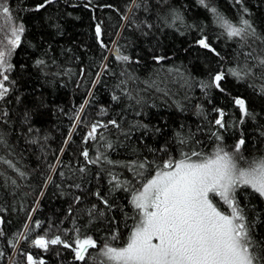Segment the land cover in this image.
Segmentation results:
<instances>
[{
  "label": "trees",
  "instance_id": "trees-1",
  "mask_svg": "<svg viewBox=\"0 0 264 264\" xmlns=\"http://www.w3.org/2000/svg\"><path fill=\"white\" fill-rule=\"evenodd\" d=\"M4 4L24 31L0 99V264H106L102 249L126 245L140 218L133 196L166 161L220 147L242 165L264 157V0ZM212 8L251 27L229 37ZM235 196L264 258V200L249 187ZM41 237L62 243L35 246ZM78 237L96 241L84 260L64 247Z\"/></svg>",
  "mask_w": 264,
  "mask_h": 264
},
{
  "label": "snow or ice",
  "instance_id": "snow-or-ice-1",
  "mask_svg": "<svg viewBox=\"0 0 264 264\" xmlns=\"http://www.w3.org/2000/svg\"><path fill=\"white\" fill-rule=\"evenodd\" d=\"M50 3L51 0H45ZM204 4L205 0H199ZM44 5H40L43 7ZM217 21L225 28L229 37H244L251 27L243 20L245 27H234L227 19L216 13ZM0 17H10V9L0 3ZM179 19V17H176ZM22 25L12 31L13 39L8 43L11 47L5 51L0 49V99L8 93L4 82L9 77L5 73L11 69L8 57L20 42L23 33ZM101 29L96 28L99 37ZM254 35V30L253 33ZM200 46L208 48L204 39L198 41ZM250 55V54H249ZM128 60V57H122ZM264 66V58L259 60ZM238 79L250 73V69H230ZM223 73L217 74L213 82L219 87ZM244 116L249 115L242 99H236ZM215 121L223 127L222 117ZM113 124L115 121L112 122ZM93 125L89 137L96 132ZM219 138V137H218ZM87 139V137H86ZM244 140L235 146L239 152ZM83 155L87 158L88 152ZM192 157H198L193 160ZM242 159V158H241ZM247 167L238 166L232 153L222 147L217 148L211 156L192 152L184 155L179 161H166L162 171L143 185V189L133 196L132 203L140 210L141 219L131 232L124 247L116 248L105 244L102 255L106 264H262V259L253 251V241L249 234V226L243 209L236 201V190L250 187L264 198V157L246 162ZM143 167V165H140ZM213 196H218L228 206L225 214L213 203ZM157 241V242H153ZM37 247L47 248L49 244L62 243L60 237L46 241L43 237L33 241ZM75 247H71L77 260H84L89 248L96 247L91 237L77 238ZM33 264V257H27ZM43 264V262H40Z\"/></svg>",
  "mask_w": 264,
  "mask_h": 264
},
{
  "label": "rangeland",
  "instance_id": "rangeland-1",
  "mask_svg": "<svg viewBox=\"0 0 264 264\" xmlns=\"http://www.w3.org/2000/svg\"><path fill=\"white\" fill-rule=\"evenodd\" d=\"M6 0H0V3H5ZM16 25L10 24L8 22V17H0V49H3L5 51H7L11 45L8 43V41L10 39H13L14 37L12 36V31L14 28H16ZM234 155V153H232ZM235 159V158H234ZM238 166L240 167H247V165H242L240 163H237ZM164 170V169H163ZM155 176V175H154ZM250 188V187H249ZM143 189V187H142ZM141 189V190H142ZM140 190V191H141ZM139 192V191H138ZM137 192V193H138ZM218 201L223 205L222 206V212H224L225 214H228L229 209L228 206L226 204L223 203V201L220 199V197L216 196ZM264 200V198H262ZM139 212V221L141 219V215H140V210L138 209ZM139 223V222H138ZM135 228V227H134ZM153 242H157V241H153Z\"/></svg>",
  "mask_w": 264,
  "mask_h": 264
}]
</instances>
